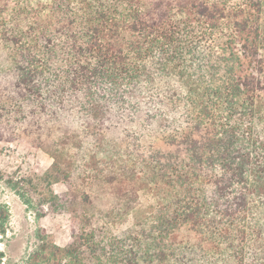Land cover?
<instances>
[{"label":"trees","instance_id":"trees-1","mask_svg":"<svg viewBox=\"0 0 264 264\" xmlns=\"http://www.w3.org/2000/svg\"><path fill=\"white\" fill-rule=\"evenodd\" d=\"M1 47L0 140L100 188L27 264H264V0H0Z\"/></svg>","mask_w":264,"mask_h":264},{"label":"rangeland","instance_id":"rangeland-1","mask_svg":"<svg viewBox=\"0 0 264 264\" xmlns=\"http://www.w3.org/2000/svg\"><path fill=\"white\" fill-rule=\"evenodd\" d=\"M10 64L6 48H0V71ZM1 74V73H0ZM12 135L7 132L0 140V203H7L10 208V219L5 234L0 233L1 264H27L30 254L38 244V233L51 235L60 246L72 240L77 230L70 210H55L51 202L50 192L64 196L71 189L76 195L90 192L93 195L100 189L84 182L79 169L72 170L69 182L52 181L46 177L53 158L25 139H8ZM79 155L69 157L68 165H74ZM25 179L19 185L24 193L21 197L11 186L9 180ZM150 196H142L141 208L125 221L113 227L117 232L134 225L139 220L149 202ZM26 200H30L26 203ZM184 232L181 238H187Z\"/></svg>","mask_w":264,"mask_h":264}]
</instances>
